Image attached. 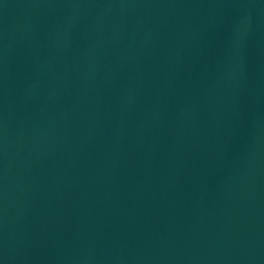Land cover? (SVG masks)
Instances as JSON below:
<instances>
[{"label": "water", "instance_id": "95a60500", "mask_svg": "<svg viewBox=\"0 0 264 264\" xmlns=\"http://www.w3.org/2000/svg\"><path fill=\"white\" fill-rule=\"evenodd\" d=\"M0 264H264V0H0Z\"/></svg>", "mask_w": 264, "mask_h": 264}]
</instances>
